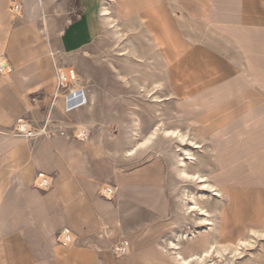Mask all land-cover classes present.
I'll return each mask as SVG.
<instances>
[{"label":"crops","instance_id":"obj_1","mask_svg":"<svg viewBox=\"0 0 264 264\" xmlns=\"http://www.w3.org/2000/svg\"><path fill=\"white\" fill-rule=\"evenodd\" d=\"M10 1L0 0V44L7 35L9 45L4 54L13 69L10 75L0 72V264H129L127 256H114L111 247H102L103 243L92 232L78 235L73 229L97 228L94 205L97 192L86 159L77 153L76 138H66L60 132L47 138L18 137L11 133L21 118L29 121L34 118L36 128L43 127L45 117H50L44 109L48 99L44 94L49 92L45 89L54 77L35 80L31 72H13L14 67L40 60L53 50L51 39H56L57 47L64 53L89 47L99 34L100 1L74 0L69 21L54 38L49 19L46 34L43 21L39 22L40 15L25 10L8 16L5 7ZM50 1L46 0L47 13ZM129 5L128 9H118L123 28L143 23L136 20L140 19L141 11L155 9L153 15L167 35L174 60L191 63L200 57V50L218 59L223 66L220 73L225 76L203 89L201 103L209 102L211 110L219 108L218 140L234 141L243 152L242 147H248L245 152L250 148V153L257 154L255 159L246 154L240 161L252 159L249 163L252 166L263 164L264 0H134ZM17 15L24 18L18 25ZM15 37L19 43L13 51ZM172 90L169 81L168 91ZM193 103L194 99H189L177 105L185 118L190 117ZM218 169L221 170L219 165ZM108 173L106 168V178ZM41 174L53 180V188L36 187ZM254 176L264 177V171ZM20 201L24 204L25 218L18 214ZM64 229L75 234L73 247L56 241L58 232ZM142 258L135 255L131 260Z\"/></svg>","mask_w":264,"mask_h":264},{"label":"rangeland","instance_id":"obj_2","mask_svg":"<svg viewBox=\"0 0 264 264\" xmlns=\"http://www.w3.org/2000/svg\"><path fill=\"white\" fill-rule=\"evenodd\" d=\"M73 1L51 0L49 2V26L51 27V34H53L51 38L56 37L61 27L69 21L70 7ZM127 1L118 0V4L121 6L125 5L124 9H128V6L130 7L129 4H134V0H130L132 3L129 4ZM118 9L122 10L118 5H115L114 13L118 17L124 33L122 40H116L110 26L104 24L102 19H100L99 34L93 43L86 49L73 52L76 55L74 56L76 59L69 56L72 53L60 52L56 45V39H51L50 42L53 43V49L59 53V66H70L75 72L83 75V86L78 91L74 88H69L71 83L59 84V76H57L55 69H50L48 74L42 78L54 76L48 89H45L49 92L47 91L48 93L44 94L48 96L44 109L49 111L47 116L50 115V117H45L43 127L40 129L36 128L38 123H36L34 118L30 119V123L38 131L47 126L45 127L46 133L43 130V133L41 132V135L45 138L59 132L65 134L66 138H76L77 153L82 154L83 158L86 159L90 175L94 180V189L97 193L104 181L111 183L115 181L113 184L117 185V187L118 184L121 185L120 187L122 188L116 196L117 201L115 199L114 203L117 208L121 207V211L119 209L121 214L119 213V215L123 220L122 223L125 226L124 234L126 235L122 240H129L131 246L136 244V250L143 252L146 249L156 250V243L162 245L168 235L174 238L176 232L181 233L185 228L190 230V227L195 228L197 225L189 219L185 220L182 218L177 207L181 201L174 198V195L183 188H196V185L193 182H182L173 172L172 163L175 160L174 151L176 150L173 142L168 143L163 140L160 145L158 143L153 145L154 149L158 151L157 155L162 156L161 164L156 163L154 154L150 152L151 150H142L135 157H129V159L121 156L123 150L130 148L132 145L129 132L133 123L134 113L138 112L135 105L136 101L142 107L140 116L143 120L142 126L145 132H148L153 124L158 122L154 117L151 105L139 95V85L142 84L141 79L144 76L150 79L154 77L163 79L166 85V92H171L168 91L170 81L173 88L172 91L179 93L182 98L189 95V99H196L198 96L197 92L219 81L225 75L221 74L223 66L218 59L209 56L208 52L204 50H200L202 51L200 57L191 63L185 59L181 61L174 60L169 49L167 35L159 20L153 15L155 9L142 10L140 19L137 18L136 20H141L143 23L136 22L132 27H125L126 29L123 28L122 17H119ZM21 17L17 18V25L24 20ZM39 22L40 24L42 22L40 16ZM44 38L47 40V36ZM125 45L130 47V49H135L137 56L143 59V62L132 61L134 59L123 55L128 52ZM83 51H87L88 55H85ZM73 60H76V62ZM111 64H114L116 69L112 68ZM124 65L128 67L126 68ZM138 71L142 74L140 77L137 76ZM120 73L129 80V84L125 83L124 79L120 77ZM87 77H90V82L87 81ZM92 92L95 94V103L93 105L89 103ZM191 96L194 97L191 98ZM178 104L180 105L181 103H174V105L172 103L170 107L175 106L178 111ZM165 111V118L168 120L171 113L167 108ZM176 121L178 120L175 119ZM81 123L89 126L90 131L88 138L84 141H79L80 139L76 136L77 126ZM176 124L178 125L179 123L176 122ZM179 125L182 127L189 126L186 121H181ZM12 130H14V127ZM50 143L54 145L53 142ZM96 150L100 151V156L98 157L101 161L96 156L98 154ZM88 157H90V160H87ZM106 168L109 172L108 178L105 175ZM151 177L156 178V180ZM255 178L257 181L259 180L261 186H244L242 181H239L237 186L228 190L227 207L221 223L222 233L230 234V231H232L231 234L237 236L239 235L238 233L244 232L245 228L252 224L264 226V177L255 176ZM139 179H142L141 183H135ZM170 180H173V182L171 183ZM153 181L155 182L152 186ZM53 184L52 180V188ZM148 185H151L148 188L158 190L153 199L156 198L159 203L162 202V206L154 208L150 203L141 200L142 197L138 195V192L141 187L146 188ZM43 192L48 191L45 190ZM23 206V202L20 201L17 208L20 210L19 216L25 218L26 212L22 211ZM217 216L218 218L220 217L219 214ZM183 222L185 223L183 224ZM233 227L238 228V231L235 232ZM80 228L78 226L73 229L76 230L78 235L80 232L82 235L92 232L93 236L97 237L98 242L103 243L102 247L112 248L113 244L118 243L119 240L117 239L122 237L116 232L111 234L110 238L106 240L101 237L97 229L92 228V231H89V229ZM61 232H58V243H61L59 241ZM129 233L133 235L136 233L137 237L135 236L133 240H130L127 237ZM140 239H142L143 243L137 246V241H141ZM258 246L260 248L258 244L255 247L257 251L261 250ZM255 249H253L254 252L256 251ZM247 254L243 255V259L247 257ZM114 256L117 255L114 254ZM141 264L144 263L141 262ZM151 264H154V262L152 261Z\"/></svg>","mask_w":264,"mask_h":264},{"label":"bare ground","instance_id":"obj_3","mask_svg":"<svg viewBox=\"0 0 264 264\" xmlns=\"http://www.w3.org/2000/svg\"><path fill=\"white\" fill-rule=\"evenodd\" d=\"M24 1L25 4L20 0H11L5 7L7 15L10 16L12 5L14 14H22L23 11L27 10L30 14L33 12L34 16L40 15L41 18H43L44 33L47 34L49 14L47 13L46 0ZM99 1V13L102 21L104 24L110 26L111 32L113 36L116 37L117 41L122 40L124 33L122 32V26L118 17L114 13V6L118 5L120 9H124L125 5H119L118 0ZM194 27L196 28V26ZM95 28L98 30L97 26H95ZM17 39L18 38L15 37L13 41V51L15 50L17 43H19ZM8 43L6 35V38H4L0 44V51L2 52L0 55V72L6 75H10L13 70L8 57L4 54V52H7ZM125 48L128 52L123 55H126L127 58L134 59L132 61L143 62V59L137 56V51L135 49H130V47L126 45ZM83 53L88 55L87 51H83ZM69 56L74 57L76 55L75 53H72L69 54ZM73 59L76 58L74 57ZM73 61L76 62V60ZM14 63L15 61H13V64ZM127 65L129 66V64ZM128 66H126V68ZM111 67L116 69L114 64H111ZM14 68H16V70L13 72L19 74L31 72L32 75H34L35 80H43V76L48 74L49 70L53 68L55 69L57 76H59L60 82H63L64 84H67L68 82L71 83L69 85L70 89L74 88L80 91L83 86L82 81L84 76L75 72L70 66H59V53L54 49H50L37 62L27 63L25 66H16ZM139 71L141 72V70ZM139 71L137 73L138 77L142 75ZM119 75L124 79L125 83H130L124 75L121 73ZM141 80L142 84L139 85V95L151 105L154 117L158 122L153 124L148 132H145L143 129L144 127L142 126L143 120L140 116L142 107L136 101L135 105L138 112L134 113L132 118L133 123L130 126L131 129L129 132L132 145L130 148L124 149L121 156L126 157V159L128 157L129 159V157H135L142 150H151L150 152L154 154L156 163L161 164L162 156L157 155L158 151L154 149L153 145H155V143L160 145L163 140H166L168 143L173 142L175 144L174 148H176L174 151L175 160L172 163L173 172L182 182H193L197 188H183L179 193L176 192L177 194L174 195V198L181 201L177 207L180 210L179 213L182 218L185 220H191L197 225V227H190V230L185 228L181 233H175L174 231L176 234L175 237L171 238L168 235V238L165 239L164 243L161 241V243H163L162 245L156 243V250L146 249L143 252H139L135 248L136 244L133 250V247L128 243L125 254H121L119 248L115 249L119 255L117 257L125 255L130 259L132 264H141V262L144 264H151L152 261L154 264H264V226L252 224L246 227L244 232L238 233L239 235L237 236L232 235V231H230V234H224L222 233L221 228L224 211L227 207L228 190L237 186L239 181H242L244 186H261L259 180L257 181L254 175L264 171V168H262V166L264 167V162L263 164L258 163V165L252 166L249 164L252 162V159L240 161L239 158L244 157L246 154L252 155V158L254 159L257 158V154L254 152L250 153V148L245 152L248 147H242L244 149L243 152L241 147L236 145L234 141L227 143L218 140L219 108L211 110L207 105L209 102L201 103V99L204 98L202 96L204 90L197 92L198 96L194 99V103L191 105L189 111L190 117L185 118L180 110L177 111L175 106L170 107V104L185 103L186 101H189V95L182 98L177 92H166V85L163 79L156 77L150 79L149 77L144 76ZM87 81L90 82V77H87ZM89 103L91 105L95 103L94 92L90 95ZM166 108L171 113L168 120L165 118V112L167 111H165ZM175 119L178 120L176 122L179 124L181 121H186L189 126L182 127L179 124L177 125ZM18 122L22 126L24 134L17 135L14 131L11 132L12 134L14 133L18 137H29L27 134L41 135V130L38 131L33 127L29 120L21 118ZM89 132V126L81 123L77 126L76 136L82 140L88 138L87 136ZM99 152L100 151L96 154L97 156H100ZM218 165L221 170L218 169ZM248 165L251 166L250 170L247 167ZM241 173H243L244 176H241ZM151 178L156 180L154 177ZM37 180L36 187L39 189L50 187L52 181L51 178L45 174H41ZM141 180L142 179H139L138 181H135V183H141ZM154 182L155 181L152 182V186ZM172 182L173 180L171 183ZM113 183H115V181ZM113 183L108 181L102 182L100 190L97 193L98 195L94 203L96 207V229L99 230L98 232L101 237L106 240L110 238L111 234L117 232L122 236L117 240L126 244L129 240H122L126 235L124 234L125 226H123V220L119 215V209L121 207L117 208L114 203L116 196L122 187H120L121 185L119 184L117 187V185L115 186ZM149 186L151 185H148L146 188L141 187L139 190L138 195L142 197L141 200L150 203L154 208L156 206H162V202L159 203L158 199H153V196L156 195L158 190L155 188H148ZM172 209L174 210V208ZM217 214L220 215L219 218ZM184 223L185 222H183V224ZM233 230L237 232L238 228L233 227ZM136 235V233L134 235L129 233L127 237L128 239L133 240ZM140 240L141 241H137V246L143 243L142 239ZM59 241L61 242L60 244L65 247H73V244L76 241V236L71 230L68 231L67 229H64L61 232ZM257 244L260 245L261 250L257 251L255 249ZM113 245L114 247H118L117 243ZM253 249L256 251L254 252ZM245 253L248 254L247 257L245 256L246 258L243 259ZM135 255H140L143 257V260H131ZM240 258H242L241 261Z\"/></svg>","mask_w":264,"mask_h":264},{"label":"built area","instance_id":"obj_4","mask_svg":"<svg viewBox=\"0 0 264 264\" xmlns=\"http://www.w3.org/2000/svg\"><path fill=\"white\" fill-rule=\"evenodd\" d=\"M11 12H13V5H12V11ZM69 83V82H68ZM59 84H63V82H60V80H59ZM67 87V86H66ZM43 131H44V133H46L45 132V130H46V128L44 127L43 129H42ZM42 130H41V132H42ZM15 132L16 134H24L23 133V131H22V126L20 125V123L19 122H17L16 124H15V126H14V130H12V132ZM41 132H40V134H41ZM43 133V132H42ZM29 137H34L35 135H32V134H27ZM128 243L129 242H126V244H124V243H122L121 241H119L117 244V246L118 247H114V245H113V253L115 254V255H117V256H119L118 255V252L115 250L116 248H119L120 249V251H121V254H125L126 253V247H128Z\"/></svg>","mask_w":264,"mask_h":264}]
</instances>
